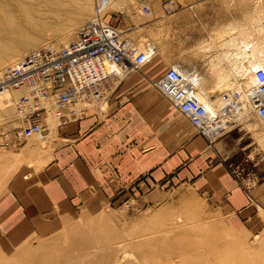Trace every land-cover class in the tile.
<instances>
[{"label": "rangeland", "instance_id": "obj_1", "mask_svg": "<svg viewBox=\"0 0 264 264\" xmlns=\"http://www.w3.org/2000/svg\"><path fill=\"white\" fill-rule=\"evenodd\" d=\"M51 1L44 7L47 14L43 19L48 27L31 29H43L40 47L49 45L53 34L59 32L54 26L68 27L78 16L84 17L85 23L96 6L95 0ZM166 1L174 7L168 13L163 8ZM117 5L104 10L105 22L123 38L131 39L139 51L149 43L155 48V55L149 64L113 83L99 101L78 99L69 108L78 116L84 110L98 115L106 113L108 99L123 79H142L155 90L153 84L171 66L196 72L200 77L199 90L208 92L217 110L242 93L236 88L239 74L230 71L243 61L235 58L237 47L249 45L251 51L245 60L248 58L253 66L259 67L264 62V0H121ZM143 6L149 10L148 16L142 13ZM63 9L69 11V16H62ZM20 38L26 39L16 32L0 33V49ZM11 63L5 68L11 67ZM219 72L226 75L230 72L226 82L232 84L230 89L214 88ZM15 101L5 105L0 101V197L21 169L30 173L43 169L55 148L56 124H60L53 109L45 103L50 109L48 114H42L47 143L40 144L34 140L35 135L29 138L24 133L18 140L17 134L24 126L15 116ZM100 101L102 106L98 104ZM6 110L9 116L5 115ZM48 121L56 127L51 128ZM191 131L193 136L202 137L194 129ZM229 134L237 151L232 149L235 154L224 164L245 199L241 209L220 206L214 191L199 188L195 177L178 181L175 168L172 174L163 177L159 174L152 189L124 202L96 201L56 217L57 229L43 236L36 231L28 235L32 230L29 229L21 230V237L9 239L7 234L18 229L7 230L2 222L0 264H264V131L258 119L247 115L211 143L202 138L211 148ZM207 162L209 167L213 166L214 161Z\"/></svg>", "mask_w": 264, "mask_h": 264}, {"label": "crops", "instance_id": "obj_2", "mask_svg": "<svg viewBox=\"0 0 264 264\" xmlns=\"http://www.w3.org/2000/svg\"><path fill=\"white\" fill-rule=\"evenodd\" d=\"M142 81H120L106 113L65 114L47 164L36 173L21 169L0 197V224L18 229L7 231L9 239L29 229L28 235L43 236L57 229L62 215L96 201L124 202L152 189L159 174L175 168L178 181L197 178L198 187L213 190L223 208L244 207L224 164L237 148L232 134L208 148L202 137L193 136L188 121Z\"/></svg>", "mask_w": 264, "mask_h": 264}, {"label": "built area", "instance_id": "obj_3", "mask_svg": "<svg viewBox=\"0 0 264 264\" xmlns=\"http://www.w3.org/2000/svg\"><path fill=\"white\" fill-rule=\"evenodd\" d=\"M163 8L166 13L174 9L170 1H166ZM94 10L93 20L85 23L76 39L67 47L56 52L40 49L4 72L0 92H22L15 101L17 112L22 113L20 117L24 126L17 134L18 140L24 137L23 133L40 138L46 133L42 114L49 111L45 106H39L40 100L53 103L51 105L55 107L59 123L60 120L65 123V114L78 98L100 100L113 83L130 72L138 71L153 59V46H147L145 53H136L134 47L122 39L119 31L105 22L104 14L100 15L98 11L97 0ZM141 11L149 15L147 7L143 6ZM197 76L194 71L185 73L171 66L153 86L209 143L228 133L239 118L247 115L258 119L264 131L263 69L252 71V94H236L232 98L234 101L217 109L214 114H209L197 94Z\"/></svg>", "mask_w": 264, "mask_h": 264}, {"label": "bare ground", "instance_id": "obj_4", "mask_svg": "<svg viewBox=\"0 0 264 264\" xmlns=\"http://www.w3.org/2000/svg\"><path fill=\"white\" fill-rule=\"evenodd\" d=\"M67 1L69 2V0H65L64 3H66ZM120 1L121 0H97L98 9H99L98 11H100V15H102L104 10H109V9L112 10V8L119 6V5H117V2H120ZM51 2H52L51 0H0V33L5 34V33L16 32L18 35H20V37L24 36L26 38V39L20 38L17 40L14 39V40L10 41V43L8 45L3 46L0 49V81L2 80V76H3L4 72L7 70V68H5V66L8 63H11L14 60L10 64V65L13 64L12 66H14L18 62L22 61L26 56H30L40 49H48V50L53 51V52L54 51L55 52L60 51L61 48L67 47L71 42H73L76 38L73 41H71V40L76 35H78L79 31L85 25V23H87L88 21H90L93 18L92 16H93L95 10L93 11L91 18L88 21H86L85 23L82 22L84 17L78 16L74 20L69 22L68 27L64 28L62 25L61 26H58V25L54 26L55 28H57V31H59V32L56 31L58 34L57 33L53 34L52 41H51V43L52 42L53 43L52 44L50 43L49 45L47 44L45 46L40 47L41 43L44 40V36H43V32H42L43 29L40 31H32L31 29L34 28L35 26H41L42 27L46 24L44 22V19H43L44 15L47 14L46 11L44 10V7L49 6V4ZM58 6H60V5L58 4ZM61 6L63 7V4ZM64 6H65V4H64ZM65 9H63L64 13L62 16H64V15L69 16V14H70L69 11L65 10ZM54 15H55V13H54ZM58 15L60 16V14H58ZM81 15H82V13H81ZM59 16H57L58 20L60 18ZM81 24H83V25L81 26ZM45 26L48 27L47 25H45ZM5 38H7V37H5ZM122 39H125L127 43L131 44L134 47L136 53H140V52L145 53L147 50L146 48L152 46L148 43L145 45V48L143 51H139L131 39L123 38V37H122ZM210 46H214V44L210 45ZM250 49H249V45H242L240 47H237V49L235 50L236 51V53H235L236 57L235 58H240V59L242 58L243 61L241 62V65L238 64L239 66L236 65L237 66V67L235 66L236 68L233 67V70H230L231 72H233L235 70V72L237 71L235 74H237V75L239 74L238 76L240 77V83L237 85L236 88H237V90H240V92H242L243 94H252L254 91V81H253V77H252V71L254 69H263L264 70V62L260 63V65H259V67L261 66L263 68H261V67L259 68L258 66L257 67L253 66L254 65L253 63H249L248 58H246V60H245V56L247 55V57H248ZM254 53L256 54V52H254ZM243 55H244V57H241ZM258 55H260V54H258ZM232 57L234 58V55H232ZM226 58H227V56H226ZM252 58H253V55H252ZM261 60L263 61V59H261ZM236 61L237 60H235V62ZM229 62H231V61H229ZM245 62L248 63V66H246V67L244 65ZM234 65H235V63H234ZM175 68H178L181 70V68L178 66ZM133 72H135V71H133ZM221 72H219V74H218V78H217L218 82L216 83L217 85L215 84L216 86L214 88L218 89V87H219V89H220V87H224L223 88L224 90L230 89L232 84L231 85L229 84L230 87L228 88L229 85L226 83L229 79L230 72H228L229 74H227V75L222 74ZM231 75H232V73H231ZM197 77H199V76H197ZM199 83H200V77H199ZM199 88L200 87L198 85V93L197 94H198L200 100L204 103L209 114H214L216 112L214 101H211L209 99V97L207 96L208 92H206V90L203 89V91H200ZM21 95H22V92H20V91L3 90L0 92L1 104L5 105V104H8L10 102V100H18V98ZM78 99H82V98H78ZM97 101H99V100H97ZM230 101H234V100L229 99L225 104L230 103ZM39 102H40L39 106H42V105L45 106L46 105L45 103H48L50 105V107L53 109L54 115H55V109H54L55 107L53 105H51L53 103H50L48 100H44V99L40 100ZM98 104L100 106H102L101 101ZM13 107L15 109V107H16L15 102L13 103ZM48 111L50 112V109H48ZM14 112H15V110H14ZM8 114H10L9 110H6L5 115H8ZM21 114H22L21 112H17V110H16V112H15L16 117L21 119V117H20ZM51 114L53 115V113H51ZM1 117H4V116H1ZM54 117H57V116L55 115ZM244 118H245V116H243V119ZM243 119L239 118V121H243ZM49 122L50 121H48V123ZM53 122H55V120H53ZM50 123H52V122H50ZM57 125L58 124H56V126ZM50 126L52 128L55 125H53V123H52V124H50ZM35 137L37 140L36 139H34V140L38 141V143H40V144H46L47 143L46 142L47 137H44V136L41 138L37 137V136H35ZM29 138H30V136H29ZM50 142H52V141H50ZM260 143L261 144L263 143V139H260Z\"/></svg>", "mask_w": 264, "mask_h": 264}]
</instances>
